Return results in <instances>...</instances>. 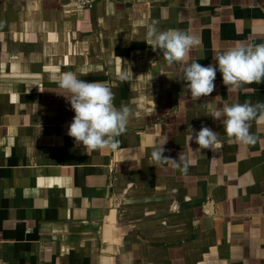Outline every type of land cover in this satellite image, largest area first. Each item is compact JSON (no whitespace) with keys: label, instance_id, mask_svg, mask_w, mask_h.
<instances>
[{"label":"crops","instance_id":"crops-1","mask_svg":"<svg viewBox=\"0 0 264 264\" xmlns=\"http://www.w3.org/2000/svg\"><path fill=\"white\" fill-rule=\"evenodd\" d=\"M153 21L196 35L188 62L203 66L264 43V0H0V264H264V121L254 143L230 144L210 117L264 103V82L227 93L217 72L208 97L187 99L180 64L146 42ZM66 71L129 108L116 149L67 135ZM202 126L210 149L189 141ZM161 143L187 168L154 160Z\"/></svg>","mask_w":264,"mask_h":264},{"label":"clouds","instance_id":"clouds-1","mask_svg":"<svg viewBox=\"0 0 264 264\" xmlns=\"http://www.w3.org/2000/svg\"><path fill=\"white\" fill-rule=\"evenodd\" d=\"M153 21L146 28L145 39L151 48L159 50L167 64L179 63L181 77L184 82L187 99L198 100L208 97L214 90L216 73L221 74L222 83L227 93L238 91L252 92L248 85L264 82V43L250 45L237 42L232 46L215 50V64L203 66L193 60L190 63L189 52L201 44L200 39L184 30H160ZM56 94L62 96L74 112L68 125L67 135L73 138L76 146L86 150H114L118 147L119 137L126 129L130 115L129 108L121 104L117 108L111 89L99 82H89L79 78L75 71L61 74ZM185 95L180 100H187ZM214 121H219L224 127L228 143L251 144L254 136L249 132L253 120L264 121V103H223L210 113ZM201 149H210L217 141V133L208 127H201L189 141H193ZM165 143V142H164ZM161 143L152 151L156 161L170 160L184 169L187 162L183 155L177 160L162 157Z\"/></svg>","mask_w":264,"mask_h":264}]
</instances>
